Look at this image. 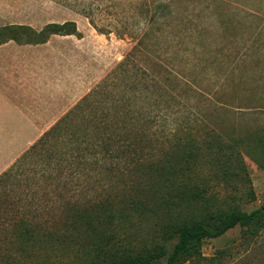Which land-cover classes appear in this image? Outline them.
<instances>
[{
	"label": "rangeland",
	"instance_id": "1",
	"mask_svg": "<svg viewBox=\"0 0 264 264\" xmlns=\"http://www.w3.org/2000/svg\"><path fill=\"white\" fill-rule=\"evenodd\" d=\"M153 1L165 7L155 22H140L134 37L128 32L123 37L101 34L81 12L93 3L94 19L102 27L115 15L108 9L111 3H130L141 13ZM65 22H75L78 34L48 35L41 44L10 40L0 46L8 48L0 55V71L14 70L12 76L0 74V85L28 82L57 90L45 102L36 95L12 96L13 107L5 104L0 90V264L8 259L24 264L89 262L86 250L102 228L95 217L107 207L108 217L110 211L123 214L121 220L114 219L117 247H141L149 238L150 227L129 217L127 204L145 185L148 163L136 169L128 159L116 163L105 158L98 165L84 160L72 173L62 170L56 148L44 139L86 97L90 111L103 103L100 112L111 117L114 94L126 92L136 97L128 103L136 113L144 105L148 119L169 115L170 132L156 126L157 134L137 137L139 160H156L175 137L195 142L217 129L243 155L246 168L227 183L216 176V162L203 160L197 167L209 194L224 207L237 205L246 212L263 204L264 149L259 141L264 139V0H0V30L18 25L41 32L49 24ZM14 35L22 41L36 39L25 31ZM127 59L136 67L129 77H118V67ZM136 79L141 86L133 93ZM90 111H78L68 128L78 132L88 124ZM25 226L35 231V238L19 235ZM202 253L214 258L204 264H264V230L252 235L237 226L205 240Z\"/></svg>",
	"mask_w": 264,
	"mask_h": 264
},
{
	"label": "trees",
	"instance_id": "2",
	"mask_svg": "<svg viewBox=\"0 0 264 264\" xmlns=\"http://www.w3.org/2000/svg\"><path fill=\"white\" fill-rule=\"evenodd\" d=\"M92 7L93 3H90L81 12L89 18L91 25L98 32L101 34L116 32L121 37L128 32L134 37L139 23L155 22L157 15L165 6L156 1L148 2L145 5L146 10L137 13L133 4L111 3L108 9L112 8L113 12L115 10V15H111L102 27L94 19L96 10ZM19 31L30 32L36 36V39L22 41L19 36L14 35ZM76 34L78 29L75 22L49 24L41 32H36L29 26L13 25L0 30V46L10 40L19 44H41L47 41L48 35ZM133 67L127 59L119 65L118 77H129ZM140 84L141 82L136 79L130 90L133 93L136 92L140 89ZM127 93L121 97L114 94L116 111L115 116L112 115V117L100 112L101 109H105L101 102L90 111L92 104H89L90 98L86 97L75 111L62 119L44 138L53 143L56 148L62 161V170L68 169L69 172L73 171L72 173L76 171L79 162L84 160L98 165L105 158L116 163L128 159L127 161L137 165L136 169H139L138 166L141 165L144 169L145 162L148 163L144 169L146 171L145 185L140 188L139 195L127 202L130 210L129 217L133 216L140 224L146 223L151 229L148 233L149 238L145 239L146 243L136 248L122 245L117 247L114 219L121 220L123 214L116 215L120 211H110L111 214L108 217L104 214L106 209L109 210L105 205L107 208L104 207L106 209L97 213L95 217L102 228L95 238L96 241L93 240L86 250V257H91V260L85 264H158L163 259L166 264H204L214 261V258H206L202 253L205 240L219 238L237 226L246 228L252 235H258L264 230V202L251 212L243 211L237 205L224 207L219 203L218 197L209 194L207 181L200 177L198 167L201 166L198 165H202L205 159H212L211 162L217 163L214 170L221 181L230 183L239 176L246 166L243 155L236 152L233 144L222 139L217 129H213L210 137L207 134L206 138H197L195 142L188 137H175V141L171 140L164 144L156 160L151 157L139 160L136 155L139 150L137 137L144 138L157 134L156 126L165 133L170 132L167 127L169 115L158 119H148L146 115L148 106L144 107V105L136 113V110L128 104L133 103L130 98L132 96L133 99L135 96L133 94L128 96ZM141 102L147 103L143 100ZM148 104L150 103L146 105ZM153 107L158 106L154 104ZM181 109L183 107L179 110ZM78 111L83 112V115L90 111L87 114L90 120L88 124L80 125L77 128L78 132H73L68 127L72 126L71 122L77 118ZM107 119L109 120L106 123ZM113 119H115L114 123H112ZM186 125L188 126V123ZM200 127L203 130L207 129L206 124ZM259 144L264 149V139H261ZM252 159L256 158L252 157ZM61 174L63 176V173ZM5 176L9 174L6 173ZM89 218V223H92V217ZM31 229L25 226L19 235L22 238L26 237L29 241L31 237L35 238L31 235L35 231ZM173 241L175 243L169 251ZM34 244L36 245L35 241L30 243V246H35ZM4 264H24V262L8 259Z\"/></svg>",
	"mask_w": 264,
	"mask_h": 264
},
{
	"label": "crops",
	"instance_id": "3",
	"mask_svg": "<svg viewBox=\"0 0 264 264\" xmlns=\"http://www.w3.org/2000/svg\"><path fill=\"white\" fill-rule=\"evenodd\" d=\"M8 48L1 47L0 48V55L6 51ZM10 50V49H9ZM11 51V50H10ZM13 69H3L0 71V74L4 77L12 76L13 75ZM20 73L26 75L27 72L25 70H20ZM58 89V88H57ZM1 95L3 96L5 100V104L8 107H13L12 103V96H18V94L29 97L31 95H36L39 97L40 101L45 102L47 95H52L57 90H54L52 88H47L42 84H29L28 82L25 83H16V82H9V83H2L0 85ZM59 93V90H58ZM43 109L40 111L42 113ZM53 117L57 118L59 116H56L55 114Z\"/></svg>",
	"mask_w": 264,
	"mask_h": 264
}]
</instances>
